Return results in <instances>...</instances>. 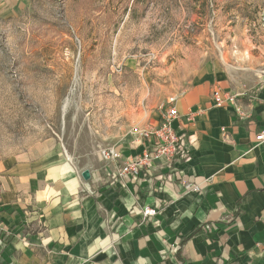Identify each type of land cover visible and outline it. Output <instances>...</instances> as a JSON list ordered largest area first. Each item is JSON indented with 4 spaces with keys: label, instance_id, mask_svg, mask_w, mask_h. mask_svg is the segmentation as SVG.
I'll use <instances>...</instances> for the list:
<instances>
[{
    "label": "crops",
    "instance_id": "0c3cea01",
    "mask_svg": "<svg viewBox=\"0 0 264 264\" xmlns=\"http://www.w3.org/2000/svg\"><path fill=\"white\" fill-rule=\"evenodd\" d=\"M256 58L260 69L237 78L197 74L176 102L191 153L175 162L122 174L146 147L131 139L91 185L52 143L11 160L0 175V264H264V47ZM217 90L236 96L241 115L214 106Z\"/></svg>",
    "mask_w": 264,
    "mask_h": 264
},
{
    "label": "rangeland",
    "instance_id": "374dc122",
    "mask_svg": "<svg viewBox=\"0 0 264 264\" xmlns=\"http://www.w3.org/2000/svg\"><path fill=\"white\" fill-rule=\"evenodd\" d=\"M263 47L264 0H0V175L52 143L93 185L197 74L253 73Z\"/></svg>",
    "mask_w": 264,
    "mask_h": 264
},
{
    "label": "built area",
    "instance_id": "2783aa9c",
    "mask_svg": "<svg viewBox=\"0 0 264 264\" xmlns=\"http://www.w3.org/2000/svg\"><path fill=\"white\" fill-rule=\"evenodd\" d=\"M213 101L215 107L222 108L229 104L241 115V111L236 103L235 95L224 94L217 90L213 93ZM176 102L177 98L171 99L172 104L166 109L165 114L162 115L161 121L155 131L137 126L132 128L131 132L135 136V140L142 142V145L146 147L140 157L126 161L125 166L122 169V174L129 173L132 176L137 177L140 175L143 168L146 166L152 168L157 161L165 159L168 162H172L177 154L182 156V154L191 153L185 135L178 133L174 127V122L180 117ZM151 141L154 143L153 148H149ZM256 141L258 144H264V131L257 134ZM105 157L111 161H115L121 158V153L117 149L111 148L105 150ZM184 187L187 192L200 191L198 186H189L184 183L182 188L184 189ZM156 214L157 210L148 206L144 208V215L146 217L155 216ZM179 249L180 247L178 245L173 246L174 252H178Z\"/></svg>",
    "mask_w": 264,
    "mask_h": 264
},
{
    "label": "water",
    "instance_id": "95a60500",
    "mask_svg": "<svg viewBox=\"0 0 264 264\" xmlns=\"http://www.w3.org/2000/svg\"><path fill=\"white\" fill-rule=\"evenodd\" d=\"M82 176H83V178H84L86 181L90 180V178H91V174H90L89 171H85V172L82 174Z\"/></svg>",
    "mask_w": 264,
    "mask_h": 264
},
{
    "label": "trees",
    "instance_id": "16d2710c",
    "mask_svg": "<svg viewBox=\"0 0 264 264\" xmlns=\"http://www.w3.org/2000/svg\"><path fill=\"white\" fill-rule=\"evenodd\" d=\"M180 156H181L180 154H177L172 162H175Z\"/></svg>",
    "mask_w": 264,
    "mask_h": 264
}]
</instances>
